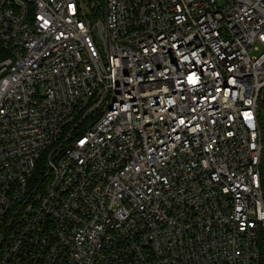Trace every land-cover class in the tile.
<instances>
[{"label":"built area","instance_id":"obj_1","mask_svg":"<svg viewBox=\"0 0 264 264\" xmlns=\"http://www.w3.org/2000/svg\"><path fill=\"white\" fill-rule=\"evenodd\" d=\"M264 0H0V264H264Z\"/></svg>","mask_w":264,"mask_h":264},{"label":"trees","instance_id":"obj_2","mask_svg":"<svg viewBox=\"0 0 264 264\" xmlns=\"http://www.w3.org/2000/svg\"><path fill=\"white\" fill-rule=\"evenodd\" d=\"M262 175H261V187H262V195L264 200V168H262Z\"/></svg>","mask_w":264,"mask_h":264}]
</instances>
